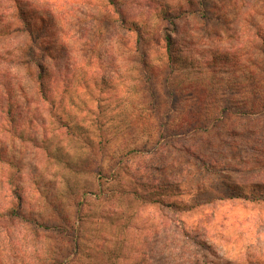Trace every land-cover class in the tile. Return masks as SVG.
<instances>
[{
  "label": "rangeland",
  "instance_id": "1",
  "mask_svg": "<svg viewBox=\"0 0 264 264\" xmlns=\"http://www.w3.org/2000/svg\"><path fill=\"white\" fill-rule=\"evenodd\" d=\"M17 4L0 264H264V0Z\"/></svg>",
  "mask_w": 264,
  "mask_h": 264
},
{
  "label": "trees",
  "instance_id": "2",
  "mask_svg": "<svg viewBox=\"0 0 264 264\" xmlns=\"http://www.w3.org/2000/svg\"><path fill=\"white\" fill-rule=\"evenodd\" d=\"M12 9V8H11ZM9 9V14H11L12 18H14L16 21L10 24H5L4 21H2L3 18H0V39L2 37H5L8 34H11L12 32H18L21 30L26 31L28 33V36L30 37L31 43L34 42V39H38L33 35V22H30L33 20V17L31 15V12H28V9L22 8L21 6L14 5L13 9L11 11ZM18 21V22H17ZM19 23V26H15L14 24ZM22 27V28H21ZM30 43V42H29ZM166 43H167V50L168 52L171 50L170 46L172 43V40L170 37H166ZM27 48H30V45L27 46ZM34 66L36 67V72L35 74H32V79H35V82L38 86L40 96L44 99H48V92L45 90L46 88V82H45V70L42 68L43 64H39L37 61H32ZM35 77V78H34ZM9 107V106H8ZM10 113L12 112V109L9 108ZM260 201H264V198H262ZM11 216L14 217V219H18L19 216L15 212H11ZM15 221V220H14Z\"/></svg>",
  "mask_w": 264,
  "mask_h": 264
}]
</instances>
